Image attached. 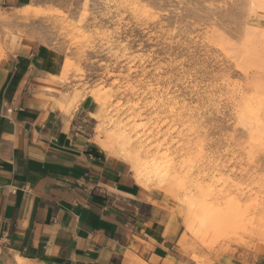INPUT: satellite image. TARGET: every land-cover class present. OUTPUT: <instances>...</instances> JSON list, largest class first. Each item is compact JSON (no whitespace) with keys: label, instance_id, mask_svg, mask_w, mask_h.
Segmentation results:
<instances>
[{"label":"rangeland","instance_id":"1","mask_svg":"<svg viewBox=\"0 0 264 264\" xmlns=\"http://www.w3.org/2000/svg\"><path fill=\"white\" fill-rule=\"evenodd\" d=\"M22 13L0 10V56L14 32L62 53L51 89L88 100L103 153L97 135L170 159L160 191L137 182L170 215L176 264L264 255V0H31Z\"/></svg>","mask_w":264,"mask_h":264},{"label":"crops","instance_id":"2","mask_svg":"<svg viewBox=\"0 0 264 264\" xmlns=\"http://www.w3.org/2000/svg\"><path fill=\"white\" fill-rule=\"evenodd\" d=\"M30 1L0 0V10L27 17ZM1 46L0 264H176L168 211L92 140L91 104L69 113L58 103L64 55L15 32Z\"/></svg>","mask_w":264,"mask_h":264},{"label":"bare ground","instance_id":"3","mask_svg":"<svg viewBox=\"0 0 264 264\" xmlns=\"http://www.w3.org/2000/svg\"><path fill=\"white\" fill-rule=\"evenodd\" d=\"M95 93H97V92H95ZM74 94L75 95H73L71 98L68 95L69 99L67 98V100L65 102H62V100H61V99H65V98L60 99V101L62 102L60 104L61 108H64L66 110V112L71 111V109L76 104L78 105L77 101L79 100L80 95H77V93H74ZM101 94L102 93L97 94V95H95L94 93L91 94L96 103H101V102H103L104 99L106 100V98L103 99L101 97V96H103ZM66 97H67V95H66ZM97 133L100 134L101 129H98ZM115 137L114 136L113 137L112 136L111 137L106 136L107 140H101L100 137H98V135H97L96 141L101 144V147L105 152H107L111 155L120 157L125 162H127L131 166L132 170L134 171L135 178L139 183H141L143 185H147V186H149V188H151L153 190L156 189V190L160 191L161 190L160 180L162 179L161 176L163 173L166 175V173H167L166 170L170 166V159L167 158L166 155L156 156V154H153L151 157H148V158H146V157L142 158L141 157V155H142L141 151L142 150L129 149L126 146V143L123 141V139H122V141L121 140L113 141L115 139ZM115 144H116V146H114ZM113 147H116V148L114 149ZM169 171H172V170H169ZM168 175H170V174H168ZM150 185H154V187L152 188ZM208 229H210V228H208ZM216 241H217V239H216ZM242 242H240L239 244L237 243V244L239 246H241L242 248H244L242 245ZM177 244L179 247H181L185 250L188 249V237L185 234H182L180 236ZM257 244H259V243H256V245ZM257 247L259 248L258 249L259 253H264V244H262L261 246H257ZM244 249H246V248H244ZM138 264H143V263L138 262Z\"/></svg>","mask_w":264,"mask_h":264}]
</instances>
